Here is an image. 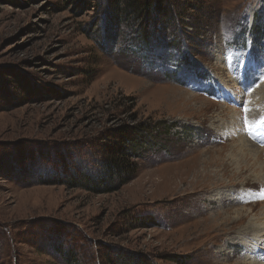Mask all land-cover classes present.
<instances>
[{
    "label": "rangeland",
    "instance_id": "1",
    "mask_svg": "<svg viewBox=\"0 0 264 264\" xmlns=\"http://www.w3.org/2000/svg\"><path fill=\"white\" fill-rule=\"evenodd\" d=\"M121 2L0 0V264H264V142L230 165L244 137L224 136L264 104L249 95L264 99V35L250 31H264V0L152 6L166 12L154 63ZM137 126L154 143L122 155L126 181L58 183L99 169L118 128ZM244 185L252 206L231 204Z\"/></svg>",
    "mask_w": 264,
    "mask_h": 264
},
{
    "label": "trees",
    "instance_id": "2",
    "mask_svg": "<svg viewBox=\"0 0 264 264\" xmlns=\"http://www.w3.org/2000/svg\"><path fill=\"white\" fill-rule=\"evenodd\" d=\"M162 2H164V0H127L125 2L122 0L120 3L126 11L135 7V9L132 10V16L136 23L135 25H138L135 29L138 36L137 38L131 39V41L134 43L135 47L139 48V50L142 51L144 50L143 48L149 50L147 51L148 55H146V58L151 62L153 61L150 59L149 53L155 54V47L158 44L155 42L157 41V25L161 26V23L164 24L166 22V19L163 20L166 16H162L166 12L163 9V13L162 11H159L158 8L155 9V11H158L153 16L150 9L154 5H156V7L158 5L161 6ZM138 15L140 17L139 19L137 18ZM259 16H261V14L257 13L256 19ZM142 18H144V21L140 23ZM254 21H256L255 17ZM260 22L261 21L254 22L250 30L253 34L254 42L262 39L264 35L263 26L260 25ZM169 28L170 26L168 24L164 29ZM155 57L157 58V56ZM166 61L167 60H165V62ZM119 128L116 135L118 142L116 141V143L109 145V149L111 150L110 155L107 156L105 160L99 162V166H101L99 169L95 171L91 170L90 173L78 172V174L70 176L69 179L59 180L58 183H67L71 186L80 185L88 190L107 192L113 189L112 183L115 179L119 180L121 183L126 181L128 177H123V174L127 173V168L130 164L128 161L123 160L122 155L131 157L132 154H137V150L141 149L144 145L154 142L153 140H151L152 142L148 140L147 134L149 135V133L145 132L140 126H137L135 129L121 130ZM168 128L169 126H167V130L165 131H168ZM119 153H121V155H119ZM40 181H45L44 183H55L48 178L41 179ZM129 256L130 255H124L122 252H119L117 257L113 259V264H147L145 261L141 262V260L135 259L134 256H132L133 258H130ZM73 260L74 259H70L71 262H73Z\"/></svg>",
    "mask_w": 264,
    "mask_h": 264
},
{
    "label": "bare ground",
    "instance_id": "3",
    "mask_svg": "<svg viewBox=\"0 0 264 264\" xmlns=\"http://www.w3.org/2000/svg\"><path fill=\"white\" fill-rule=\"evenodd\" d=\"M247 73L246 72H244V75H246ZM195 79V78H194ZM196 80V79H195ZM248 81V79L246 80V82ZM196 82H197V85L199 84V82L196 80ZM241 82V81H240ZM190 84H193V83H190ZM193 85H195V84H193ZM263 88H264V84H263ZM254 88L253 87H251L250 88V90H249V92H250V97L251 96H253L254 97V95L255 96H257V97H254L255 99H256V102L257 101H260V102H264V99L263 98H261L260 96L258 97V95L259 94H261V93H259V92H255V93H253V92H251L252 90H253ZM244 91L246 92V90L244 89ZM253 91H255V90H253ZM257 91V90H256ZM262 92V91H261ZM252 93H253V95H252ZM252 101H255L254 99L252 100ZM258 103V102H257ZM248 108V107H247ZM257 109H256V111L254 112L251 108H248V109H250V111L248 112V113H246V115L248 116V120H249V123H251L252 124V128H251V130H249L248 128H246L245 127V121H244V119H242V120H237V119H234V118H231V120H230V122H231V124H229L228 126H226L225 128H226V130L224 131V136H226V132L227 131H229V132H227L228 133V135H231V134H233V132H231V130H233V129H237V132L235 133V137H240V140H242L243 139V137H244V139H243V141H244V144L243 143H239V144H236L235 143V148H236V152H237V154H235L234 152H233V150H232V153H230V155L233 157V160H230L229 161V164L230 165H233V164H239L241 161H244V160H246V157L247 156H249L250 155V153H251V151L253 150L252 149V145H250V144H248V143H245V141H253V142H256V141H260V142H264V125H260V126H257V121L259 120V117L260 116H262V115H264V104L263 103H259L258 105H257V107H256ZM233 110V109H232ZM242 118H244V117H242ZM235 127V128H234ZM223 128V127H222ZM245 132H248L247 133V136L245 135ZM244 134V135H243ZM234 135V134H233ZM257 143V142H256ZM255 143V145H256V148H258L259 150L260 149H263L264 147L262 146H260V145H258V144H256ZM243 156H244V158H243ZM241 159H243V160H241ZM233 161V162H232ZM235 161V162H234ZM262 163V162H261ZM221 179V178H220ZM244 181V180H243ZM240 184V183H239ZM264 184V182L262 183V184H258V185H260V186H262ZM248 187L249 186H240V187H236V188H233L232 190H231V198H233L234 197V199L233 200H231V204H236V203H239V202H243V203H245V204H250V206H252V202H250L249 200H247L246 199V196H244V191L245 190H247L248 189ZM249 191V190H248ZM211 192V191H210ZM214 194H216L217 195V197L218 198H216V200H215V198L214 199H212V198H210V200H212V201H216L217 202V200H219V202H221L222 200H223V198H225V196H224V193L223 192H221L220 190H218V188H217V191H216V189H215V193ZM214 194H212V196L214 195ZM236 200V203H234V201ZM212 201H210L209 202V204L212 202ZM243 203H241V204H243ZM240 204V203H239ZM222 213V216L224 215V217H226L227 216V211L225 210V211H223V212H221ZM214 217V216H213ZM230 218V217H229ZM229 218H227V219H229ZM223 219V218H222ZM214 220V219H213ZM233 220V219H232ZM215 222H216V220H215ZM221 222V221H220ZM220 222H219V224H220ZM231 222V221H230ZM212 223V222H211ZM223 224V223H222ZM208 225V224H207ZM220 226V225H219ZM254 225L251 223V222H249L248 224H247V226L244 228V229H248V228H250V230H253V227ZM225 227V226H224ZM226 228V227H225ZM256 229V228H255ZM254 229V230H255ZM231 231V230H230ZM256 231V230H255ZM258 232L257 233H260L261 232V229L259 228V230H257ZM243 233H244V231H243ZM256 233V234H257ZM260 235H261V233H260ZM259 235V236H260ZM262 235L264 236V233H262ZM259 238V237H258ZM259 247V246H258ZM247 249H250L251 251L250 252H255V246H249V247H247ZM253 260L257 257V255L254 253L253 254V256H250Z\"/></svg>",
    "mask_w": 264,
    "mask_h": 264
},
{
    "label": "snow or ice",
    "instance_id": "4",
    "mask_svg": "<svg viewBox=\"0 0 264 264\" xmlns=\"http://www.w3.org/2000/svg\"><path fill=\"white\" fill-rule=\"evenodd\" d=\"M244 111H245V113H248L250 111V109H248L245 106ZM244 121H245V127L248 128L249 130H251L252 124L249 123V120H248V116L247 115L244 117ZM260 125H264V115L260 116L259 117V120L257 121V126H260Z\"/></svg>",
    "mask_w": 264,
    "mask_h": 264
}]
</instances>
